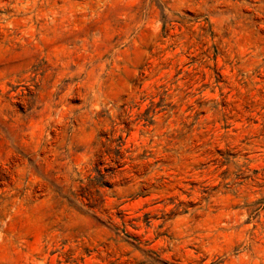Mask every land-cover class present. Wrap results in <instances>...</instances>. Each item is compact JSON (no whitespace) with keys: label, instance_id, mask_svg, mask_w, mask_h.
<instances>
[{"label":"rangeland","instance_id":"obj_1","mask_svg":"<svg viewBox=\"0 0 264 264\" xmlns=\"http://www.w3.org/2000/svg\"><path fill=\"white\" fill-rule=\"evenodd\" d=\"M0 264H264V0H0Z\"/></svg>","mask_w":264,"mask_h":264}]
</instances>
